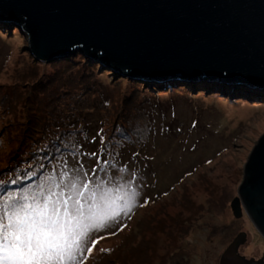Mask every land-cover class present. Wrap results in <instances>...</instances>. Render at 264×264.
Here are the masks:
<instances>
[{"label": "rangeland", "instance_id": "1", "mask_svg": "<svg viewBox=\"0 0 264 264\" xmlns=\"http://www.w3.org/2000/svg\"><path fill=\"white\" fill-rule=\"evenodd\" d=\"M26 35L20 24L0 21V170L30 169L38 179L45 161L59 152L64 172H87L92 179L118 174V180L131 178L140 193L131 213L92 234L97 243L84 264H218L238 232L247 237L241 256L264 253V239L247 215L235 219L230 209L249 155L264 135V91L123 76L79 52L38 62ZM70 60L69 67L62 63ZM72 111L77 119L64 136L53 123ZM146 125L141 147L118 137L122 129L141 132ZM11 127L18 133L13 141L27 136L14 156ZM63 140L68 144L62 149ZM105 143L121 150L102 155ZM36 144L41 151L44 144L53 147L19 161ZM54 160L58 170L59 156ZM33 177L14 195L38 190ZM40 179L48 183L45 174Z\"/></svg>", "mask_w": 264, "mask_h": 264}, {"label": "water", "instance_id": "2", "mask_svg": "<svg viewBox=\"0 0 264 264\" xmlns=\"http://www.w3.org/2000/svg\"><path fill=\"white\" fill-rule=\"evenodd\" d=\"M0 21L20 24L38 62L81 53L123 76L218 82L264 91V0H0ZM232 215L264 239V135L244 166ZM238 232L218 264H258Z\"/></svg>", "mask_w": 264, "mask_h": 264}, {"label": "snow or ice", "instance_id": "3", "mask_svg": "<svg viewBox=\"0 0 264 264\" xmlns=\"http://www.w3.org/2000/svg\"><path fill=\"white\" fill-rule=\"evenodd\" d=\"M117 175L62 172L38 190L0 197V264H84L97 243L92 234L136 207L133 180Z\"/></svg>", "mask_w": 264, "mask_h": 264}, {"label": "trees", "instance_id": "4", "mask_svg": "<svg viewBox=\"0 0 264 264\" xmlns=\"http://www.w3.org/2000/svg\"><path fill=\"white\" fill-rule=\"evenodd\" d=\"M80 59H81V57H79V60ZM71 62L72 61L70 60V61H66V62H62V63L64 65H66V67H69L71 65ZM92 70H94V69H92ZM102 100H104V98H102ZM76 116H77L76 113L74 114L73 111H72V114L68 115V116H64V117L56 116L55 117V121L53 123V126L55 127V130L56 131H61V132H58V133H63L64 136H67L68 129L72 128L73 124L76 122V119H77ZM141 127L140 128L143 129L141 132H139L138 130L133 132V131H129V130H125V129L123 130L122 129L121 132L117 133L118 137L120 139H122V140H125L127 143H129L130 146H131V144L132 145L136 144V145H134L135 148H138L139 146L141 147L140 144H145L146 143V140H147V136L146 135H147V133L149 134V130H147L148 129L147 125L144 128H143V126H141ZM9 129H10V134H9V137H8L9 142L10 143H12V142L17 143L15 145V147H14L16 149V152L13 154V156H14V155H16V153L19 151V149L21 147L25 146V145H23V142H24V139L27 138V136L26 135H22V138H21L20 137L21 133H20L19 137H18V140L17 141L16 140L13 141L12 134L14 132V134L17 135L18 134L16 132L17 129L14 128V127H11ZM144 129L147 130L146 134H145ZM114 130H115V127L113 128V131ZM26 131L27 130L24 131L25 132L24 134H27ZM142 133H144V134H142ZM38 134H39V132H38ZM52 140L50 141L49 138H48L47 141L55 142L57 145H59L56 141H52ZM142 141H144L145 143L142 142ZM47 144H44L42 146V151L37 149V148H39V146H38V144H36L35 145V149H33V150L30 149L28 151V153L23 154L20 157L19 161H25V160L27 161V160H29V159H27L29 156H33L37 152H41L40 154L45 155V153H48L49 150L53 147V146L49 147V146H47ZM67 144L68 143L63 140V141H61L60 147H62V149H63L65 146H67ZM108 144H109V146H107L105 149H103ZM28 145L30 146L31 144L29 143ZM74 145L78 146V144L76 142H74ZM122 146H125V144H123ZM26 147H25V149H26ZM46 147H48L49 149L46 150ZM131 147H133V146H131ZM111 150L117 151V150H121V149H119V147H115L114 145H112L110 143H105L104 146L100 149V154L103 155V153L111 151ZM54 155L55 156H59V161L56 162V164H58V170H54L53 169V165H55L54 164V162H55ZM62 155H63V153L56 152V153L53 154L52 158L49 161H45L44 166L42 167V169L37 172V174L39 176L38 179H36L37 176L33 177L34 176V172L30 171V169H24V170L18 169V171H15L13 173H11V169H12L11 166L9 168L7 167V169L5 168L6 170L5 169H1L0 170V179L2 178L3 172L4 173L5 172H10V173L7 176V178L1 179L2 182H0V188H1L0 189V194L2 196H7L9 194L14 195L15 192H20L21 193L25 189V184H26L25 181L31 180L32 177L34 178V180L32 181V185L36 189H38V186H40L42 184V180L40 179L41 178V174H45V176H47L49 178L51 174H55V176H58L62 172H64L63 164H62V169L60 168V164H61L60 156H62ZM16 159H18V158H16ZM10 163L13 164L14 160H10ZM37 163L38 162L36 161L35 164H37ZM47 182H48V180H47ZM27 192H32V191L31 190H27Z\"/></svg>", "mask_w": 264, "mask_h": 264}, {"label": "flooded vegetation", "instance_id": "5", "mask_svg": "<svg viewBox=\"0 0 264 264\" xmlns=\"http://www.w3.org/2000/svg\"><path fill=\"white\" fill-rule=\"evenodd\" d=\"M253 260H256V261H259L260 259H255V258H252ZM258 264H264V261H262V260H260L259 262H258Z\"/></svg>", "mask_w": 264, "mask_h": 264}]
</instances>
